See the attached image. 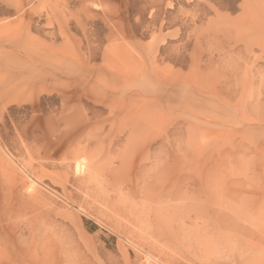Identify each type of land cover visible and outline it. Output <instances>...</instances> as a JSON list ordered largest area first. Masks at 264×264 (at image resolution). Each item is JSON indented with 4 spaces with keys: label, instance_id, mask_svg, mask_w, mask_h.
Instances as JSON below:
<instances>
[{
    "label": "rangeland",
    "instance_id": "1",
    "mask_svg": "<svg viewBox=\"0 0 264 264\" xmlns=\"http://www.w3.org/2000/svg\"><path fill=\"white\" fill-rule=\"evenodd\" d=\"M0 264H264V0H0Z\"/></svg>",
    "mask_w": 264,
    "mask_h": 264
},
{
    "label": "bare ground",
    "instance_id": "2",
    "mask_svg": "<svg viewBox=\"0 0 264 264\" xmlns=\"http://www.w3.org/2000/svg\"><path fill=\"white\" fill-rule=\"evenodd\" d=\"M84 163V162H83ZM84 166H82V163H80L79 161H78V163L76 164V166H75V169L77 170V171H82V168H83ZM76 171V172H77Z\"/></svg>",
    "mask_w": 264,
    "mask_h": 264
}]
</instances>
